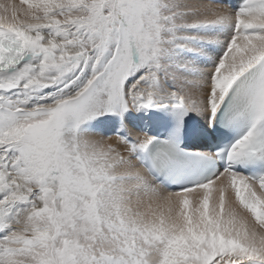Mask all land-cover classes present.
<instances>
[{
  "label": "snow or ice",
  "instance_id": "snow-or-ice-1",
  "mask_svg": "<svg viewBox=\"0 0 264 264\" xmlns=\"http://www.w3.org/2000/svg\"><path fill=\"white\" fill-rule=\"evenodd\" d=\"M0 264H264V0H0Z\"/></svg>",
  "mask_w": 264,
  "mask_h": 264
}]
</instances>
